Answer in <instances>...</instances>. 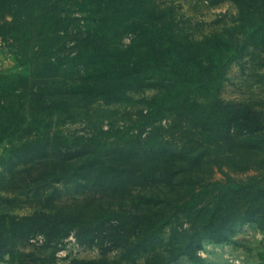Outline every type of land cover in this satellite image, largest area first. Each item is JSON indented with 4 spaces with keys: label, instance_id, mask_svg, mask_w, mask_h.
Returning a JSON list of instances; mask_svg holds the SVG:
<instances>
[{
    "label": "trees",
    "instance_id": "16d2710c",
    "mask_svg": "<svg viewBox=\"0 0 264 264\" xmlns=\"http://www.w3.org/2000/svg\"><path fill=\"white\" fill-rule=\"evenodd\" d=\"M50 1L0 0V19L15 18L23 7ZM250 1L238 5L240 41L264 29V11L257 0ZM106 2L112 10L110 22L122 11L150 8L161 20L160 42L167 40L170 47L152 46L140 58L113 64L108 72L112 86L94 85L91 78L92 83L87 80L78 92L73 90L74 97L59 89V84H66L61 75L46 69L37 68V75L24 78L28 81L24 87L19 85L22 78L0 77V141L16 137L6 165L19 162L0 185L5 206L0 209V257L24 256L20 252L37 235L57 244L73 234L86 247L107 243L119 252V257L102 258V264H172L180 257L202 264V244L222 242L228 226L255 223L264 232L262 121L250 105L220 96L225 71L241 50L238 41L215 33L192 48L175 33L170 15L154 2ZM103 49L101 40H89L73 57L88 60ZM165 58L175 63H166ZM152 79L169 82L134 121L133 128L143 133H121L109 155L102 141L108 131L76 138L39 132L41 124L47 128L46 120L72 116L76 104L90 105L105 90ZM46 80L53 81L43 88ZM166 112H175L181 120L178 137L159 141L151 133L144 137ZM222 145L227 150L218 152ZM157 187L184 193L180 198L147 193ZM70 189L82 200L66 205L63 190ZM4 193L24 197L25 205ZM23 206L32 212L13 213Z\"/></svg>",
    "mask_w": 264,
    "mask_h": 264
},
{
    "label": "rangeland",
    "instance_id": "374dc122",
    "mask_svg": "<svg viewBox=\"0 0 264 264\" xmlns=\"http://www.w3.org/2000/svg\"><path fill=\"white\" fill-rule=\"evenodd\" d=\"M106 1L51 0L32 8L23 7L14 15L15 18L9 15L1 18L0 77L22 78L20 84L17 78L14 80L24 87L28 82L24 78L37 75V68H41L40 72L46 69L52 74H60L66 84H59V89L64 90L66 96L74 97L73 90L78 92V87L87 80L92 83L91 78L96 80L94 85L112 86L114 80L108 77V72L113 64L119 62L124 65L132 59L140 58L152 46L159 49L170 47L167 40H159L161 20L159 16L157 18V13L150 11V8L148 11H122L116 20L113 17L114 22H110L112 10ZM149 1L154 2L164 14L167 12L170 15L175 33L192 44V48L215 33L226 37L232 35L231 38L238 41L236 43L241 50L233 56L225 71L220 96L234 104L250 105L255 118L262 121L260 126L264 128V29L249 37V40L240 41L242 37L236 26L240 22L238 5H242L241 0ZM243 1L251 3L250 0ZM257 1L260 10L264 11V0ZM98 39L104 45L99 55L88 60H75L73 56L82 51L89 40ZM49 57L50 60H45ZM165 60L169 64L175 63L169 58ZM34 81L38 84L37 80ZM51 81L53 80L41 82L43 88H47ZM167 82L152 79L140 84L132 83L129 87L122 85L110 88L90 105L76 104L72 116H53L46 120L44 125H48L47 128L41 124L42 130L39 132L76 138L108 131L110 135L103 137L102 141L105 144L104 152L109 155L119 142L118 136L121 133L125 136L143 133V130L135 129L132 125L149 110L152 98ZM180 123L175 112H166L143 136L147 137L151 133L156 136L154 141L177 138ZM16 145V137L0 141V185H3L7 171L19 165L16 161L6 165L10 157L8 152ZM227 147L222 145L217 150L226 151ZM53 159L58 158H49L51 161ZM215 177L220 176L217 174ZM181 190L179 194L157 187L147 193L180 198L184 193ZM63 192L66 205L72 204L73 199L82 200L73 189ZM14 194L16 196V192ZM2 195L14 198L15 203H26L24 197L15 198L12 194L5 193ZM3 207L4 204L0 202V209ZM31 212L25 206L13 210L18 215ZM224 233L225 239L222 242L202 244L199 250L202 264H264V232L255 223L231 225ZM24 248L20 252L24 256L11 258L4 255L0 257V264H102L99 261L104 257H119V252L107 243L89 248L79 244L73 234L57 244L46 243L42 236L37 235ZM172 264L191 263L186 257H180Z\"/></svg>",
    "mask_w": 264,
    "mask_h": 264
}]
</instances>
